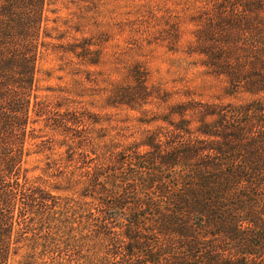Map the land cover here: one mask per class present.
<instances>
[{"label":"trees","instance_id":"1","mask_svg":"<svg viewBox=\"0 0 264 264\" xmlns=\"http://www.w3.org/2000/svg\"><path fill=\"white\" fill-rule=\"evenodd\" d=\"M52 2L0 0V264L24 235L19 199L27 208L46 193L27 184L23 165L33 124L43 116L53 121L35 93ZM200 25L193 51L206 57L211 74L226 78L229 96L253 99L198 104L197 140L166 151L150 138L149 150L127 165L140 175L132 171L127 183L122 172L111 174L112 182L87 181L103 209L91 215L106 241L107 231L122 230L114 242H124L127 264H264V0H216ZM117 99L122 105V93ZM176 110L182 116L191 109ZM74 117L67 114L59 127H79ZM170 125L176 136H191L185 120ZM133 186L138 195L129 203Z\"/></svg>","mask_w":264,"mask_h":264},{"label":"rangeland","instance_id":"2","mask_svg":"<svg viewBox=\"0 0 264 264\" xmlns=\"http://www.w3.org/2000/svg\"><path fill=\"white\" fill-rule=\"evenodd\" d=\"M215 2L53 0L48 6L35 93L53 121L43 116L33 124L23 165L27 184L46 193L27 208L19 199L24 235L14 242L8 264L129 262L124 242H114L122 230L107 231L106 241L91 215L103 209L87 181L112 182L111 174L122 172L127 183L132 171L140 175L127 165L149 150L150 138L166 151L197 140L198 104L239 106L253 99L229 96L226 78L211 74L206 57L193 51L200 18ZM177 106L191 110L180 116ZM69 113L79 127L66 131L59 126ZM180 120L191 136L172 133L170 123ZM134 189H127L129 203L138 195Z\"/></svg>","mask_w":264,"mask_h":264}]
</instances>
